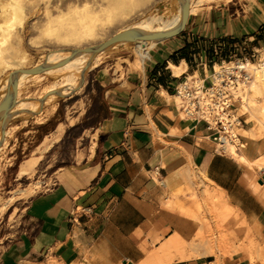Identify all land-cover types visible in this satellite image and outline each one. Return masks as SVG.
I'll list each match as a JSON object with an SVG mask.
<instances>
[{
  "label": "crops",
  "instance_id": "1",
  "mask_svg": "<svg viewBox=\"0 0 264 264\" xmlns=\"http://www.w3.org/2000/svg\"><path fill=\"white\" fill-rule=\"evenodd\" d=\"M263 53L264 0H227L190 14L142 63L123 58L99 69L89 153L30 200L28 226L3 248L0 264H141L153 246L198 231L169 206L186 205L204 178L264 244V137L246 125L243 161L216 152L213 132L185 118L175 97L187 77L208 85L214 65L256 63ZM207 259L170 264H212Z\"/></svg>",
  "mask_w": 264,
  "mask_h": 264
},
{
  "label": "rangeland",
  "instance_id": "2",
  "mask_svg": "<svg viewBox=\"0 0 264 264\" xmlns=\"http://www.w3.org/2000/svg\"><path fill=\"white\" fill-rule=\"evenodd\" d=\"M12 1L14 6L10 5ZM79 1L0 0V101H5V107L8 103V110L0 113V254L27 228L26 208L30 200L52 187L60 169L77 166L89 153L94 139L92 110L100 93L96 81L98 70L120 65L123 58H136L142 63L146 56L142 55L141 45L135 42L96 53L99 59L93 60V68L83 72L75 89L66 95L52 96L48 92L54 84H62L64 74L70 73L68 70L27 73L26 77L17 78L20 85L15 88L12 76L19 68L24 72L44 69L52 54L69 57V61L125 28L166 20L171 12L177 13L174 0H100L106 4L104 11L90 15L75 8ZM185 1L193 10L190 14H196L204 7L227 0ZM6 10L8 15H2ZM81 27L83 32L77 34ZM92 30L102 31L103 39L82 35ZM82 36L89 41L83 43ZM249 70L254 77L244 92L239 93L249 110H243L247 115L238 116L245 121V126H252L257 132L253 137L260 138L264 137V82ZM8 97L13 99L11 104ZM239 134L245 136L242 130ZM228 152L231 155V149ZM195 184L188 191L186 205L169 206L198 225V231L188 241L175 235L186 246L188 258L184 259L208 258L212 264H264V244L255 231H244L245 224L234 209L225 205L224 197L220 201L223 204L219 202L221 206L216 204V198L223 195L209 181L204 178ZM168 242L153 246L146 252L148 260L141 264H167L168 254L177 255L176 248L165 249ZM175 257L171 263L179 260ZM49 264L58 263L50 261Z\"/></svg>",
  "mask_w": 264,
  "mask_h": 264
},
{
  "label": "bare ground",
  "instance_id": "3",
  "mask_svg": "<svg viewBox=\"0 0 264 264\" xmlns=\"http://www.w3.org/2000/svg\"><path fill=\"white\" fill-rule=\"evenodd\" d=\"M10 5L14 6V2L12 1V3H10ZM105 7H106V4L103 1L100 2V0L99 1L81 0V1H79L78 6L75 7V8H79V9L81 8V9H83V11L87 12L90 15H97V13H99L101 11H104ZM174 7H175V11L177 13L171 12L170 15H169V17H168V19H166V20L157 21V22L155 21V22H153L151 24H146V23L145 24L144 23L143 24H139L136 27L125 28L122 32H120V33H118V34H116L114 36H111L110 37L108 35L109 38H107V40H104L102 42V44H105L106 42H108L109 40H111L113 37H115L117 35H121L123 33H127V36L126 37L121 38L118 41H116L115 43L110 44L105 50L114 48L117 45L118 46L119 45H122V47H123V45H126V44H128L130 42H135V43H139L141 45L142 55L144 57L147 56V54L149 53V50L158 41H160L162 39V37H167V36H169L172 33H175V32L180 31L181 28L183 27V24H184L185 20H186L185 18L187 16V14L190 15V13H192V11H193L190 8V3L186 2L185 0H174ZM2 15H5V16L8 15V11L7 10H6V12L3 11V14ZM12 15L13 14H11V17H10L11 19H13ZM83 28L84 27H81V29H78L77 30V32H78L77 34L83 32L82 31ZM69 33H70V31H69ZM77 34H75V35H77ZM84 34L86 35V37L87 36H94V40L96 38L97 39L98 38L103 39V36H104V34H103L102 31H99L98 32L96 30L95 31L92 30V31H88V32L86 31V32L82 33V35H84ZM84 36L81 37V40L83 41V43H84V41H89ZM148 37H150V38L148 39ZM104 39H105V37H104ZM82 41H80V43ZM102 44H99L96 47H94L95 45L92 46L91 48L88 47L86 49L88 51H84V52L81 51L79 55L73 56L69 61H68L69 57H64V56H61L59 54H54V55L52 54L49 57V60H48V62L46 64V67L44 68L46 70L45 73H49V74L51 73L52 74V73L57 72V71H62L63 73H65V70L66 71L68 70V72H70V73L64 74V76H63V78H64L63 80L64 81L62 82V84L61 85L60 84L59 85H55L54 84L53 87L51 88V90L48 92V94L50 93V95H52V96H55V95H66V94L69 93V91L74 90L75 87H76V81H77V79L81 78V75H82L83 72H87L91 68H93V63H94L93 60L99 59L98 56H97V54L95 52L92 53V56H90L88 54L90 52H92V51H95ZM128 45H130V44H128ZM173 68L175 70H177L175 67H173ZM248 69H252L254 71L255 77L257 79L263 80V82H264V65L257 66L256 64H251L250 63L249 66H248ZM26 76H27V72H24V70H22V69L19 68V71L17 73H15L12 76V79H11V82H12V85L14 86V88L16 87V85H20V84H17V82H18L17 81V78L18 77H23L24 78ZM253 85H256V82L255 81H253ZM11 88H9V89L8 88L7 89L5 88V89L9 91V90H11ZM241 92H244V91H241ZM8 96H9V93H8ZM239 96L242 98L241 95H239ZM9 100H10V104H11V102H12L13 99H10L8 97V102H9ZM241 104H243V101H242ZM7 107H8V103H7V106L5 107V101L4 100H1L0 101V109L3 108V111H5V110H8ZM16 108L17 107H15V109ZM244 109H245V111L249 110V108L247 107V105H243V109L242 110H244ZM10 112H14V111H10ZM230 149H231V155L233 157H235L237 159H240L242 161L244 160V158H240L238 151L234 147H231ZM210 195L212 197H215L216 198V195H214V194H210ZM222 197H224V196H222ZM222 197L220 196V197H217L216 198L217 199L216 200V202H217L216 204H219V205H220V203L223 204L222 202H220V201H223L224 200ZM225 205H227V203H225ZM227 206L229 207V205H227ZM229 208H231V207H229ZM231 209H233V208H231ZM184 246L185 245H184L183 241L181 240V238L179 236L173 237L167 243V245L165 246V249H168L170 247H174V248H176L175 251L177 253V255H174L172 253V254H168L166 256L167 257V264H170L173 261L174 258L176 259L175 256H178V259L179 260L180 259L183 260L184 258H188V257H185L188 254L185 255L186 254L185 253L186 251H184V249L186 248V246H185V248H184ZM210 253H212V252L210 251Z\"/></svg>",
  "mask_w": 264,
  "mask_h": 264
},
{
  "label": "built area",
  "instance_id": "4",
  "mask_svg": "<svg viewBox=\"0 0 264 264\" xmlns=\"http://www.w3.org/2000/svg\"><path fill=\"white\" fill-rule=\"evenodd\" d=\"M248 59L222 61L213 66L211 82L207 85L199 77L192 75L178 85L175 97L185 118L206 123L213 132L216 152L227 153L231 147L244 148L239 131L245 121L238 116L242 98L239 92L252 81L254 75L248 69ZM257 66L264 65L259 55Z\"/></svg>",
  "mask_w": 264,
  "mask_h": 264
},
{
  "label": "water",
  "instance_id": "5",
  "mask_svg": "<svg viewBox=\"0 0 264 264\" xmlns=\"http://www.w3.org/2000/svg\"><path fill=\"white\" fill-rule=\"evenodd\" d=\"M188 19H189V14H187V16H186V21H185V24H184V27H183L180 31L175 32V33H172V34H170V35L167 36V37H162V39H161L160 41L165 40V39H168V38H170V37H174V36L178 35L179 33H181V32L184 30V28H185V26H186V24H187V22H188ZM126 36H127V33H123V34H121V35H117V36L113 37L111 40H109L108 42H106L105 44H102L101 46H99L94 52L97 53V54H98V53H101V52L105 51V49H106L110 44L115 43V42L118 41L119 39L124 38V37H126ZM149 38H150V37H148V39H149ZM45 71H46L45 69H31V70H26L27 73H29V74H33V75L41 74V73H44ZM2 111H3V108L0 109V113H1Z\"/></svg>",
  "mask_w": 264,
  "mask_h": 264
}]
</instances>
